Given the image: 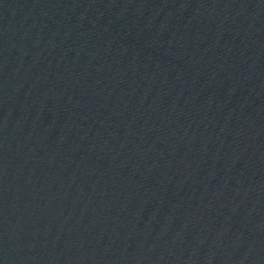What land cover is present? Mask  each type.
<instances>
[{
  "label": "water",
  "instance_id": "obj_1",
  "mask_svg": "<svg viewBox=\"0 0 264 264\" xmlns=\"http://www.w3.org/2000/svg\"><path fill=\"white\" fill-rule=\"evenodd\" d=\"M0 264H264V0H0Z\"/></svg>",
  "mask_w": 264,
  "mask_h": 264
}]
</instances>
